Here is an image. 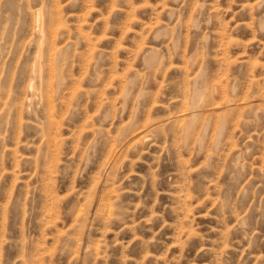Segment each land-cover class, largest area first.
Listing matches in <instances>:
<instances>
[{
	"label": "rangeland",
	"instance_id": "374dc122",
	"mask_svg": "<svg viewBox=\"0 0 264 264\" xmlns=\"http://www.w3.org/2000/svg\"><path fill=\"white\" fill-rule=\"evenodd\" d=\"M0 264H264V0H0Z\"/></svg>",
	"mask_w": 264,
	"mask_h": 264
},
{
	"label": "bare ground",
	"instance_id": "6f19581e",
	"mask_svg": "<svg viewBox=\"0 0 264 264\" xmlns=\"http://www.w3.org/2000/svg\"><path fill=\"white\" fill-rule=\"evenodd\" d=\"M37 13V12H36ZM40 25V24H39ZM41 36H42V34H41ZM41 49V48H40ZM40 52V51H39ZM41 61H42V52L40 53V55H39V59H38V64H39V66H38V70H37V72H36V70H34V72L33 73H37L38 75H40V72H41V69H42V65H41ZM35 68V67H34ZM37 74L35 75V76H37ZM34 77V76H33ZM41 77V76H40ZM39 77V78H40ZM28 91V90H27ZM33 91H34V93H37L38 92V89H34L33 88ZM195 91V90H194ZM195 93H197V91L195 92ZM202 94V93H201ZM198 99H199V97H198ZM194 108V107H193ZM186 110V109H185ZM192 110V109H191ZM190 110V111H191ZM193 111V110H192ZM181 113V112H180ZM183 113V112H182ZM182 113H181V115H182ZM180 115V114H179ZM183 116V115H182ZM188 116V115H187ZM174 118H175V115H174ZM182 119V118H181ZM180 122V121H179ZM148 124V123H147ZM189 124V123H188ZM157 125V124H156ZM159 127V126H158ZM148 129V128H147ZM190 129V128H189ZM149 135V134H148ZM146 138V137H145Z\"/></svg>",
	"mask_w": 264,
	"mask_h": 264
}]
</instances>
